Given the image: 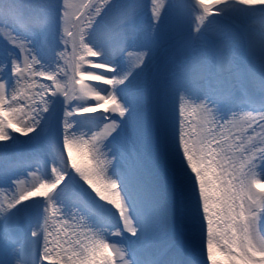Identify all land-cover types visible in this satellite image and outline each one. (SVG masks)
I'll return each instance as SVG.
<instances>
[{"label": "snow or ice", "instance_id": "1", "mask_svg": "<svg viewBox=\"0 0 264 264\" xmlns=\"http://www.w3.org/2000/svg\"><path fill=\"white\" fill-rule=\"evenodd\" d=\"M0 264H264V0H0Z\"/></svg>", "mask_w": 264, "mask_h": 264}]
</instances>
